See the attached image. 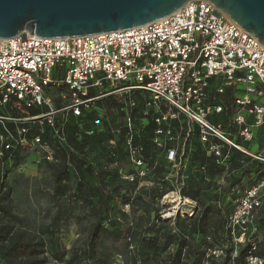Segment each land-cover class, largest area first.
I'll list each match as a JSON object with an SVG mask.
<instances>
[{
    "label": "built area",
    "instance_id": "obj_1",
    "mask_svg": "<svg viewBox=\"0 0 264 264\" xmlns=\"http://www.w3.org/2000/svg\"><path fill=\"white\" fill-rule=\"evenodd\" d=\"M213 81H222L217 94L244 87V94L234 97L228 127L213 122L224 112L222 105L210 104ZM263 96L260 40L204 0L126 31L66 39L29 33L0 38V154L41 151L45 161L58 164L57 150L69 146V123L100 126V120L87 119L88 113L110 99L120 104L123 114V126L113 132L110 156L118 158L116 139H122L129 167L118 172L131 183L147 179L156 168L137 142L138 122L145 130L155 124L151 144L174 167L196 135L218 165L232 160L234 150L264 165L263 152L244 146L264 128ZM233 131L242 144L233 140ZM163 201L166 222L195 215L197 203L185 199L181 188L164 195ZM263 208L264 178L235 199L226 218L234 259L247 245L246 264H264L257 218Z\"/></svg>",
    "mask_w": 264,
    "mask_h": 264
},
{
    "label": "rangeland",
    "instance_id": "obj_2",
    "mask_svg": "<svg viewBox=\"0 0 264 264\" xmlns=\"http://www.w3.org/2000/svg\"><path fill=\"white\" fill-rule=\"evenodd\" d=\"M221 83H211L210 103L225 105V112L213 118L228 122L233 116L232 94L234 92L242 96L244 87L227 88L224 94L215 95ZM262 98L264 103V96ZM122 116L120 104L108 99L88 113L87 119L100 120V126L92 128L90 125L81 126L75 121L70 122V136H73L77 145L85 146L83 156L96 168L119 171L129 167L122 139H116L115 152L118 158L109 160L105 156L110 142L115 140L113 132L123 126ZM137 126V142L146 145L147 155L156 168L147 179L134 183L119 177L109 187L110 192L117 193L116 207L110 203L101 212L99 206L85 200V194L77 189L72 172L69 181L63 184L68 187V193L63 195L54 183L52 165L45 161L41 151L20 152L19 157L0 154L1 176L5 177L6 185L11 189L14 213L31 229L53 227L57 231L53 240L65 249V260L74 254L83 264H165L177 249L176 243L164 249L165 240L171 235L193 241L191 247L196 249L199 257L188 259L187 254L185 261L188 264H221L231 242L220 226L224 225L225 218L233 211L235 199L262 177L264 168L261 170L251 159L237 151H234L232 160L218 165L207 152V146L198 141L190 142L186 158L183 157L180 165L174 167L166 163L163 152L151 145L152 130L146 131L140 122ZM233 140L240 144L241 140ZM71 145L74 147V144ZM244 146L248 151L257 149L264 153V134ZM180 188L183 193L192 189L197 194L195 200L183 196L197 203L195 215L200 216L203 211L210 209L212 224L215 223V226L207 236L192 235L189 222L193 219L181 217L170 223L163 222L162 215L167 209L163 196ZM186 211L190 213L192 210ZM257 218L260 226L258 240L264 250V208ZM97 225L102 229L92 249L88 237ZM216 237L219 238V244ZM155 241L158 246L151 248ZM233 245L235 254L234 242ZM210 248L219 252V256L209 252ZM51 263H54L52 256Z\"/></svg>",
    "mask_w": 264,
    "mask_h": 264
},
{
    "label": "trees",
    "instance_id": "obj_3",
    "mask_svg": "<svg viewBox=\"0 0 264 264\" xmlns=\"http://www.w3.org/2000/svg\"><path fill=\"white\" fill-rule=\"evenodd\" d=\"M232 95L234 101L236 94L233 92ZM31 114L35 116L37 113L36 111H32ZM213 120L215 124H223L227 127L226 124L228 122H221L214 118ZM151 130L152 132L155 130V124L153 122H151L146 129V131ZM67 132L69 146L67 150H57L56 157L60 162L52 165L54 183L60 188V190H62L63 195H66L68 193V187L63 184L69 181L70 172H72L76 180L75 183L77 189L80 190L81 194H85V200L93 201L96 206H99L100 212L110 203L115 205L117 193L110 192L109 187L119 180V177H121L119 172L109 168H96L87 157L83 156L85 146L77 145V143H75L73 136H70L69 134V128ZM71 144H74V147H72ZM151 145L153 146V144ZM189 145L190 142H187V150L184 152V159L187 156L190 147ZM144 147L146 149V154H148V148L146 145H144ZM153 148L155 149L154 146ZM13 155L19 157V153L4 152V156L10 157ZM105 156H107L109 160L113 159L110 156L109 147L105 151ZM254 164L261 168V170L264 168L263 164ZM255 172L257 173V171ZM262 178H264V172H262V177L259 179ZM182 195L189 197L191 200L197 199V194L194 193L192 189L184 193L182 192ZM118 214H120V212ZM226 218L224 225L220 226V228L222 232L227 235L228 241L231 242V246L221 264H246L250 252L249 247L246 245L240 248L238 250L237 258L234 259L233 238L226 229ZM177 219L179 220L182 218L177 217L175 220ZM192 219L193 220L189 223L194 237H197L198 235L207 236L210 229L215 226V223L212 224L213 219L210 216V209L203 211L200 216L196 214ZM104 220L105 219H103V221ZM117 220L120 221V218L118 217ZM163 222L169 223L164 220ZM52 228L53 227L42 228L39 230L31 229L28 225L24 224L23 219H20L14 213L12 208V192L11 189L7 187L5 177L1 176L0 170V264H83L80 259L77 258V255L74 254L72 255V258L65 260V249L53 240L57 231ZM101 229V226L97 225L94 226L89 233L88 239L90 240V246L92 249L95 248V238L98 236ZM168 237V240H165L164 249H168L173 243H176L177 249L175 254L169 260L164 262L165 264H188L185 261L187 254H189L188 259L191 257H199L196 249L191 247L193 241L189 238L178 236L175 238L171 235ZM216 242L218 244L220 243L219 238L217 237ZM157 246L158 242L155 241L151 245V248H156ZM209 251H215V249L210 248ZM262 255L264 256V253ZM51 256L54 258V263H51ZM158 264L162 263L159 262Z\"/></svg>",
    "mask_w": 264,
    "mask_h": 264
},
{
    "label": "water",
    "instance_id": "obj_4",
    "mask_svg": "<svg viewBox=\"0 0 264 264\" xmlns=\"http://www.w3.org/2000/svg\"><path fill=\"white\" fill-rule=\"evenodd\" d=\"M193 0H0V38H78L159 21ZM264 47V0H204Z\"/></svg>",
    "mask_w": 264,
    "mask_h": 264
},
{
    "label": "crops",
    "instance_id": "obj_5",
    "mask_svg": "<svg viewBox=\"0 0 264 264\" xmlns=\"http://www.w3.org/2000/svg\"><path fill=\"white\" fill-rule=\"evenodd\" d=\"M214 82V81H213ZM217 93V92H216ZM210 102H211V98H210ZM234 103V102H233ZM211 104V103H210ZM217 105V104H216ZM214 105V106H216ZM218 105H222V104H218ZM224 107V112H225V105H222ZM232 110H233V114L235 112V103H234V106L231 107ZM227 110V109H226ZM231 122V119H229L228 123L226 124L227 127L229 126V123ZM236 131V130H235ZM264 134V128H261L259 130H257L255 133H254V136H255V139L256 138H259V137H262ZM231 136L233 139H236V140H240L241 138L239 136H237V134H235V132L233 131V133H231ZM194 141H198L200 142V138L196 135L193 139L190 140V142H194ZM240 144H242V141H240ZM246 145V144H245ZM254 153H257L259 152V150H255V151H252Z\"/></svg>",
    "mask_w": 264,
    "mask_h": 264
}]
</instances>
